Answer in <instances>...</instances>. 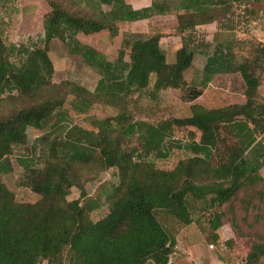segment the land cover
Instances as JSON below:
<instances>
[{"label":"trees","instance_id":"trees-1","mask_svg":"<svg viewBox=\"0 0 264 264\" xmlns=\"http://www.w3.org/2000/svg\"><path fill=\"white\" fill-rule=\"evenodd\" d=\"M45 1L51 11L43 38L7 44L0 34V175L14 171L15 156L26 174L20 185L40 197L20 202L0 181V264H174L178 241L166 222L199 226L204 219L210 241L219 244L228 215L223 207L243 193L248 211L254 196L262 195L264 49L241 57L237 44L216 39L211 50L198 28L224 26L239 20L238 13L244 22H255L264 16V0H152L140 9L126 0ZM11 6V0H0V11L12 13ZM167 15L177 16L175 35L181 39L172 60L161 33L125 34L115 61L79 40L104 31L117 38L121 23ZM54 40L97 72L94 91L54 82ZM198 55L205 64L193 86L205 90L217 76L239 74L245 104L207 109L193 103L188 117L137 119L141 100L159 106L163 93L188 89L186 75ZM96 106L119 113L98 118L92 114ZM72 112L92 129L72 123ZM29 129L43 132L31 145ZM225 130L234 142L217 158ZM180 132L186 137L176 138ZM22 148L30 153L16 155ZM175 151L189 157L171 170L157 166ZM110 171L116 180L104 200L90 198L86 185ZM74 188L80 197L69 201ZM105 205L107 214L93 221L91 214ZM246 264H264V240L252 242Z\"/></svg>","mask_w":264,"mask_h":264},{"label":"rangeland","instance_id":"rangeland-1","mask_svg":"<svg viewBox=\"0 0 264 264\" xmlns=\"http://www.w3.org/2000/svg\"><path fill=\"white\" fill-rule=\"evenodd\" d=\"M126 1L135 9L147 7L152 3V0ZM11 2L12 13L0 11V31H2L0 34H2L6 43L25 44L30 40L37 42L43 38V22L45 16L51 11L49 4L45 0H11ZM103 9L107 11L109 8L104 6ZM238 14L240 16L239 20L235 17L230 22H226L224 26L220 23H215L198 28V34L205 43L212 46L211 50L216 47V39L223 43L231 41L237 44L235 45V50L240 52L239 56L241 57L252 56L259 48L264 49V16L255 22L246 23L241 13ZM177 21L176 15H167L135 23H121L119 25L120 35L117 38H113L109 31H104L94 35H80L79 40L94 47L105 55L108 60L115 61L125 34L140 33L152 35L161 33L167 36L162 40V46L168 53L169 59L172 60L175 50L181 45L180 37L175 35L177 33ZM51 58L56 69L54 82L72 81L91 91L95 90L100 76L96 71L86 66L79 57L70 55L62 42L58 40L52 42ZM127 60H129L128 56ZM204 64L205 57L198 55L193 69L186 75L188 82L195 79L197 72L202 69ZM262 81L261 94L264 97V73ZM244 90L245 85L241 75L222 76L206 91V95L201 98V103L210 108L236 103L244 95ZM72 99V97H69L67 108ZM163 99V103H160L159 106L149 100H141L139 108L134 112L135 117L158 122L171 116L184 118L191 115V106L185 101L181 93L168 91L163 93ZM118 113L117 109L105 106H96L92 110V114L98 118L115 116ZM71 117L72 123L92 129L90 125L83 123L82 117H79L74 112L71 113ZM28 135L31 145L43 135V132L29 129ZM185 137L186 132H180L176 135V138ZM221 139L222 143L219 147L217 158H220V154H224L225 145L229 144L228 146H231L234 142L227 130L221 133ZM225 142L227 144H224ZM28 153H30L29 150L22 148L15 154L23 156ZM187 157H189V154L183 151H175L169 160L161 161L157 163V166L164 170H171L179 161ZM11 163L14 166V171L0 175V181L16 195L18 201L23 203H36L39 201L40 197L38 195L20 185L21 179L26 174L24 169L17 164L15 156L11 159ZM114 173V171L103 173L99 178L89 182L86 185L89 197L95 198L97 195H102L104 200L107 190L116 180V173ZM261 176L264 178V169L261 171ZM258 189L261 190L262 195L256 194L254 196V201L248 211L246 210V205L240 201L244 196L243 193H240L231 207L229 205L223 207L228 212V215L224 226L219 230V244H214L210 241L209 225L204 219L201 220L199 226H184L166 222V225L175 236L182 235L189 242H193L196 245L200 242L206 243V247L210 251L209 257L211 259L205 261L195 259L194 254H180L183 259H179V264H246V258L252 242L264 240V183ZM79 197L80 191L74 188L68 200H76ZM107 212L108 206L105 205L99 212L92 213L91 218L96 222L105 216ZM227 241L231 242L230 246L224 244ZM211 244H214V249H210ZM181 245L180 250H184ZM185 252H188L186 246Z\"/></svg>","mask_w":264,"mask_h":264},{"label":"crops","instance_id":"crops-1","mask_svg":"<svg viewBox=\"0 0 264 264\" xmlns=\"http://www.w3.org/2000/svg\"><path fill=\"white\" fill-rule=\"evenodd\" d=\"M202 69H203V67H202ZM224 76H227V75H224ZM219 77H222V76L215 77V79L209 85V87H207V89H205V90H202L200 87H194L193 86L192 82L195 81V79H196V76H195V79L193 81L188 82L189 83L188 89L184 93H181V94L183 95L185 101L188 102V104L190 106L193 103H198L207 109H219V108L225 107V106H222V107H217V108H210V107H207L201 103V98H203L206 95V91L216 82V80ZM197 92H201L202 94L200 97H198V99L194 100V97H195L194 94ZM245 102H246V98H245V92H244V95L241 96V99L238 102L232 103V104H245ZM232 104H229V105H232ZM226 106H228V105H226ZM176 238L178 241V246L176 247V251H175V255L172 259V263L179 264V262H180L179 259H183L180 254H192V255L194 254L195 259H198L201 261L211 259V257H209L210 251L208 250V247H206V243L200 242L199 244L196 245L193 242H189L182 235H177ZM181 244H183V245H181ZM180 245L183 247L184 250H180ZM185 246H186L188 252H185Z\"/></svg>","mask_w":264,"mask_h":264},{"label":"built area","instance_id":"built-area-1","mask_svg":"<svg viewBox=\"0 0 264 264\" xmlns=\"http://www.w3.org/2000/svg\"><path fill=\"white\" fill-rule=\"evenodd\" d=\"M210 249H214V247L213 246H210Z\"/></svg>","mask_w":264,"mask_h":264}]
</instances>
